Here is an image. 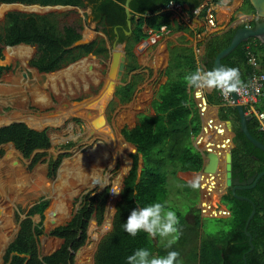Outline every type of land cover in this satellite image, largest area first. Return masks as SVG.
<instances>
[{
    "label": "trees",
    "instance_id": "16d2710c",
    "mask_svg": "<svg viewBox=\"0 0 264 264\" xmlns=\"http://www.w3.org/2000/svg\"><path fill=\"white\" fill-rule=\"evenodd\" d=\"M82 1L85 0H0V3L82 7ZM97 1L88 0L89 3H97ZM202 1L204 0H131L129 8L131 12L143 15L156 2L162 6L173 2L176 4L186 3L189 7H196ZM209 1L218 4L220 0ZM123 2L124 0H101L99 4L95 5L93 12L95 15L102 14L108 27L124 26ZM240 11L244 14H252L253 10L248 0H243ZM56 18L57 16L52 13L43 16L19 12L7 13L0 31V59L4 46L34 45L37 52L29 65L40 72L47 73L92 51L91 45L71 48V45L79 40V35L70 26L62 25L60 27ZM162 23H165V17L162 15L140 17L137 21L131 18L133 29L130 38L127 39L130 44L127 48L129 54L138 39L146 37L142 32L143 25L154 30L158 29ZM253 23L254 21H251L249 25L252 26ZM243 26L240 25L237 28ZM234 31L235 29H232L221 34L216 32L205 41L203 58L206 61L207 70H212L211 60L229 45ZM106 34L109 35L108 32ZM250 53L256 56L261 70L264 69V46L254 38L239 44L231 53L221 59L223 67L239 69L241 80L245 85L249 83L255 73L248 62ZM131 61L132 59H129L127 62V72L133 69ZM6 70V67L0 66V75ZM195 70L192 58L187 60V65L182 71L172 73L169 68L165 73L167 81L160 86L151 103L154 115H140L133 128L121 130L125 141L135 147L136 154L131 156L132 166L122 182L119 200L115 204L112 229L97 246L93 256L94 264H127V257L140 248L149 250L150 258L155 255L158 257L163 255L161 248H155L146 232L141 231L137 236L132 237L124 231L122 226L133 209L156 202L164 204L163 201L170 195L169 190L174 189L175 196L181 195L186 198L194 190L190 184L180 181L176 174L198 173L202 167V158L190 142V137L197 134L199 120L188 98L187 84L184 80L186 75ZM132 91L133 84L128 83L117 87L115 95L120 102L125 103L130 100ZM205 100L209 105L216 107L215 111L221 122L230 120L233 126L231 133L233 177L245 181L252 175L262 172L264 170V153L254 148L238 132V118L235 109L222 105L219 90L216 89L205 95ZM259 110L264 112V106ZM246 126L250 135L264 145V131L260 129L256 119L248 118ZM6 142H12L24 157H28L34 150L49 147L44 132L29 130L23 124H13L0 129V144ZM138 155L141 160L139 171ZM92 194L90 192L82 197L81 207L69 223L50 232L51 236L63 240V245L56 252L42 260L37 258L36 238L42 234V223L40 221L33 226L30 218H26L20 222L17 236L5 250L3 263L68 264L71 262V252L80 248L86 240L85 232L88 221L91 218L95 219L98 224L102 221L108 189ZM235 194L248 198L255 208V213L246 228L251 236L253 249L248 252L249 245L243 232L252 206L246 201L234 199L228 192L221 197L220 201L226 206L230 215L227 219H210L219 227H215V234H207L201 241L199 264H264V176L252 189L236 191ZM46 207L47 201H42L29 209L27 216L41 215ZM165 207L167 210H174L177 217H181L176 208L172 209L167 205ZM187 214L194 215L196 227L193 229L192 226L190 228L183 226L184 224L179 218L178 227L183 231V236L186 233L196 232L198 228L199 210L193 207ZM244 255L245 263L242 260Z\"/></svg>",
    "mask_w": 264,
    "mask_h": 264
},
{
    "label": "crops",
    "instance_id": "0c3cea01",
    "mask_svg": "<svg viewBox=\"0 0 264 264\" xmlns=\"http://www.w3.org/2000/svg\"><path fill=\"white\" fill-rule=\"evenodd\" d=\"M82 2H83L82 7L70 6V5L40 6L38 4L26 5V4H20V3H10V4L0 3V7L8 5V6H13V8L17 9V10H11V9H13V8H11V9L4 11L3 13H0V15H1L0 17L2 19V27L4 25L5 15L9 12H19V13H23V14H27V15L35 14V15H39V16H43V15H47V14L52 13V14H55L57 16L56 20H58L60 27L62 25L70 26L79 35V40L76 41L75 43H73L71 45V48L78 47V46H89V45H91L93 48L90 53L80 56L78 59H76L73 62L62 65L59 69H56L55 71L47 72V73L40 72L35 67H31L29 65V62H31V60L34 58V56L36 55V52H37V48L34 45L17 44L14 46H4L3 50L1 52L2 57H1L0 61L3 60V51L5 50V52H6V49H8V48H15L18 46H24V47H28L29 50H31L32 48L35 49V52H34L32 57L23 60V62H24L23 65L24 66L26 65V67H27L26 71H28L29 74L24 73L21 76V78L22 79L27 78L29 80L30 77L32 78L34 75L33 78L35 79L34 81H36V82L39 81V78L36 75H43L44 77H46L47 75L55 74L54 72L60 70L64 66H67V65L72 64V63L73 64L77 63V65H79V66L75 65L76 66L75 71L77 73L75 71H72V72L67 71L66 73H74L75 72L74 75H76V76H78L79 74H81V75L85 74V85H87V87H90L89 85L91 84L95 88H98V91L95 94L94 98L87 100L86 102L74 101V99H73L72 101H70L71 102L70 106L72 105L76 110H78V112L82 111V112H88V113H89V111L91 112V110H92L91 113L95 112V111H93L94 105H96L97 109L101 107L100 108L101 115L98 116L99 121H100L99 124H100V126H103L102 128H104V130L109 134V137L111 139H113L114 138L113 132H112L110 126L108 125L106 118H105V115H104L106 107H108L110 105L109 103L112 100L114 102H116L119 106L126 105V103H128V102H129L128 104L134 105L135 109H137L136 110L137 115L135 116V124H133L132 127H126V126L122 127L119 130V136H120L121 141L125 145H128L129 147H131L132 149L134 146L125 141V139L121 135V130L123 128H127V129L133 128L137 124V120H138V117L140 115H150V116L154 115L153 110L151 108V103L154 100L155 95L158 92L160 86L163 85L167 81V75L165 74L167 72V70L170 68L172 73L182 71L183 69H185V66L187 65V60L189 58H192L196 70L197 69H203V70L208 71L206 68V61L203 58V56H204V44L205 43L200 44L198 41L199 38L196 36L197 34H199L201 32V30L205 26L206 11L211 10L214 14V18H215V22H216V26H217L216 30L213 32L214 34L216 32H218V34H221V33L227 32L228 30L236 29L239 25H235V27L233 28L232 27L233 24L239 22L240 20H247L248 21L249 20L248 18H250V16L246 17V15L245 16L241 15L240 18H236V19L234 18L236 13L240 12L239 8H240V5L242 3V0H228L227 4H222L221 0L219 1L218 4H214V3L210 2L209 0H204L196 7H189V5L186 3H182V4L174 3V4L178 5V10H175V11H172L171 9L170 10L167 9V5L169 2L163 6L160 3L156 2L148 10H146V12L143 15L135 14V13L131 12V10L129 8V10H130V18H129L130 25L129 26L126 25V19H125V14H124V26L108 27L105 23L103 15L102 14L95 15L93 12L95 5L99 4L101 2V0H98L97 3H89L88 0H85ZM123 4H124V2H123ZM123 4H122V9H123ZM18 6L24 7V8H29V9H36L37 8L38 11H25V10H22L21 8H18ZM44 7H49V9H45ZM72 10H76L80 14L79 24L77 27L70 25V24H64L60 21L61 17L65 16L66 13L67 14L70 13V11H72ZM123 13H124V9H123ZM159 15H162L165 17V23H162L161 25H159L158 29H154V30H151L147 26L143 25L142 26V32L144 33V35H147V37L139 38L138 42L135 45H133L132 49L130 50V54H129V52L127 51V48H128V46H130V44H129L127 39L130 38V36L132 34V29H133L132 28L133 26L131 24V18H133L134 21H137L138 18H140V17L145 18V17H153V16H159ZM185 20H188V23H186ZM252 21H254V20H252ZM250 22L251 21H249L248 23H250ZM242 25H246V24L243 23ZM107 32L109 33L110 36L106 34ZM120 38H122V40H120ZM196 48L200 49L199 55L195 54ZM97 50H100L101 52L96 53L95 51H97ZM30 53H31V51H30ZM122 54L125 56L124 72H123L122 78L120 80V84H116L113 87V86L109 85V82L111 80H114L115 73H116V67L113 68V63L114 62L117 63ZM28 56H26V58ZM8 57H11V56H8ZM11 58H15V57H11ZM16 59H18V58H16ZM84 59H85V64L82 63V60H84ZM129 59H132L131 64L133 66V69L131 71L127 72L126 67H127V62L129 61ZM103 62H106V64L102 67V70L100 71V68H101L100 64ZM2 67H6L7 70L4 71L0 75V77L4 73H6L10 70L9 66H2ZM102 72H104V73H102ZM57 73H59V72H57ZM91 78H94L96 80V82L93 83V81H91ZM107 78H109V79H107ZM69 79L70 78H68L66 80L68 81ZM11 80H12L11 78L0 79V84L3 82L5 83L4 85H0V91L5 93V94H8V92H10V91L14 92L12 90L16 89L15 90L16 92L14 93L16 95H15L14 99L11 100V103H12V108L14 110H16L17 112L11 113L10 115H7L6 117H3L0 115V118H7V117L11 116L12 114H19L21 112L25 113L28 116H34V115L48 116V115H50V114L43 115L41 113L35 114L37 112V110H46V108L39 109L38 107H36V105L33 103V100H35V97H32L29 93V92H34V93L36 92V93L41 94L43 91H41L39 89H33L32 86L27 87V85H24L23 83L19 84L17 86V88H16V86H10L9 87V81H11ZM87 81H88V83H87ZM72 82H74V81H72ZM79 83L80 82H77L76 85L84 87V85H81ZM128 83L133 84V91H132L130 100L128 102L122 103V102H120L119 98L115 95V91H116L117 87L124 86ZM3 87H6V88H3ZM212 91H213V89H211V90H198L195 88H190L188 86L186 88L188 98H189L190 102L192 103V108L196 111V115H197L198 120H199V126L197 127L198 130L196 132L197 134L190 137V142H191V146L200 154V156L202 158V167L198 173H194V174H192V173H177L176 174V177L182 182H186L187 184H190V182H192L193 180L198 179L200 186L202 184L208 185V183H209L211 188L214 185V177L215 176L211 177V176H208V175L202 173V168L205 164V161L203 160V157H204L203 149L208 148L209 150H211L212 148H216V147H214L216 141H215V139L213 140V135L211 134L212 132L208 131L207 134L203 133V129H202L203 121L201 118V112L196 106V100L197 99L204 100L205 106H207L209 109H211L212 112L214 113V115L217 116L216 111H215L216 107L209 105L205 100V95L212 93ZM18 96H20V98H18ZM22 97L24 99H21ZM47 99L49 100L51 107H53L54 109L56 108L53 112V113H55L57 111L58 106H56V105L54 106V104H53V102H55L54 100L49 99V98H47ZM55 100L57 101V99H55ZM102 100L104 101L103 105L102 104L99 105L100 101H102ZM17 103H23L24 104L23 108H21V109L17 108L16 107ZM82 104H83V106H82ZM91 104H94V105H91ZM104 104H105V106H104ZM27 105H28V107H27ZM80 106H82V108ZM85 106H88V107L90 106V109L85 110ZM25 107H26V110H25ZM29 111H31V112H29ZM91 113H89V114H91ZM77 118L81 119V121L83 122L82 118H80L79 116ZM66 119H67V117L64 120L66 121ZM64 120H63V122H61L60 125L65 124ZM117 120L119 121V119H117ZM5 124H7V125H5ZM13 124H23L29 130H33L36 132H44L47 139H48L49 147L47 149L34 150L28 157H24L23 154L18 149L15 148V146L13 145L12 142H6L4 144H0V161L3 160V162H0V165L5 163V165L0 167V182H1V178H5L7 176V177H9V179H8L9 182L7 183V186L10 188L13 187L16 190L14 185L11 187L8 184H11V185H12V183L14 184V180L17 178V175H19V176L23 177L21 182L18 183V184H22L23 189L22 188L20 189V187L17 188V190L20 193H22L25 189L30 188V186L32 184L36 183L37 185H39V190L41 188V190L45 194L49 193L52 195V202H53L55 197L59 193V191L55 192L57 189V188L55 189V186L57 184V183H55V180H56L55 177H57V171H58V168L60 167L61 163L63 162V159L70 157V155L68 157H66L67 155H64L65 153L69 152L70 143H67V144L63 145L62 147H60L61 150H58L56 152L58 156L51 158L50 160L47 159L45 161V164L47 167L45 166L46 172L44 174V178L46 180L52 179V181L51 182L46 181L47 187H42V185L45 184L44 182L41 181V176L43 177V172H42L43 170H42L41 166L44 165V163H42L40 165H37V164L39 162H42L40 159L43 156V153L49 152L48 150L54 146L52 141H54L56 139V137L54 139H52V137L50 138L47 134L48 129L49 128H57L60 125H58L56 127L43 126V127L38 128V127H33V126L25 123L24 121H11L8 123H3L2 126L0 124V129L8 127V126L13 125ZM70 126H71V130H74L76 128V126H74L73 124H71ZM82 126H83V130H84L85 129L84 128L85 127L84 122H83V124H81V126L79 128H81ZM92 126H94V121L92 123ZM84 135H85V132H84ZM90 139L93 140L94 138H90V137L85 135V140H86L85 144H90V141H91ZM123 139H124V141H123ZM92 145L93 144H91V147H92ZM218 150L221 154V152H222L221 148H219ZM85 151H87V150H85ZM8 152L10 153L9 156L11 157L12 160H10V157L7 156ZM69 153H71V151ZM82 153L83 152H80L79 154H75V155L71 154V155L74 156L73 159H75V157H78ZM134 154H136V152L133 153V155ZM131 156H130V158H131ZM35 158H36V160H35ZM138 158H139L138 160H140V155H138ZM25 164H28V169L26 167L27 171L26 170L21 171V165H25ZM6 165L11 167V169L8 170L9 172L7 171ZM138 165H139L138 166V171H139L140 165H141V160H140V164H138ZM131 166H132V159H131V163H129V167H128L126 173H123V171L121 172V175L123 173V175H122L123 178H121V176H120V179L122 182H123V179L127 176ZM113 167H115V165ZM221 167H222V160L219 163L218 171ZM36 172L38 173V177H39L38 180H37V173ZM15 173H17V174H15ZM121 188H122V183H121ZM0 189L3 190L5 192V194L7 193V191L5 190V186H3L1 183H0ZM105 189L106 188H102L101 190L103 191ZM205 189H206V187H205ZM101 190H99L98 192L96 191V192H91V193H93V194L100 193V192H102ZM120 190H119V194H120ZM196 190H197L198 198L199 197L201 198L202 193H203L202 188L198 187V188H196ZM78 194L71 197L72 199L71 198L69 199V204H70V201H75ZM119 194H118V196L116 195V199H115L116 201L119 200ZM84 195L80 196L81 198H79L80 201H78V202H80V207L82 204V197ZM3 197H4V200L2 202V205L0 206V214L5 213L7 206H9L11 203V201L7 198L6 195ZM26 197H28L27 194H26ZM74 197H76V198L74 199ZM212 199L214 201H216V200L220 201L221 200V198H219V194L215 195L212 193V195H210L209 198L206 199V203H208V204L204 203L205 204V207H203L205 210V212H203L204 214H202L201 213L202 211L199 210L198 204H196L194 206L195 209L199 210V215L197 218L198 219V228H197L196 232L184 234L183 238L180 237L178 242L173 244L171 248L165 247L167 241L164 244L159 245V243L157 241V237L156 238L150 237V239L153 241V243L155 245V248L156 249L161 248V252L163 253V256H166L168 251H178L180 253V257H179L180 264H199V253H200L201 241L206 237L207 234L212 235V234H215V232H216V230H213V232L205 230L204 229V221L210 220V219H217V218L227 219L230 215V212L227 210L226 206L223 204H220L219 207H216V205L211 207L210 206L211 205L210 200H212ZM42 201H47V198H41L40 200H37L35 203H33V205H31L26 210L15 209L14 220L18 222L17 231H16V234L13 237V239L11 241H9L8 243L6 241L3 249L1 250L0 262L2 261V263H3V255L5 253V250L7 249L9 244L14 240V238L17 236V234L19 232V228H20L19 226H20L21 221H23L26 218H30L33 226H35L36 224H38L41 221V223H42L41 228H42L43 213L41 215L34 214L33 216H30V217L27 216L28 210L31 209L36 204L42 202ZM199 201H200V199H199ZM115 204H114V207H112L114 209H112V213H111V224H110L111 229H112L113 216L115 214ZM47 205H48V202H47ZM106 205H107V202L104 206L103 214H104V212L106 213V211H105ZM207 207L209 209L213 208L211 211H214V213L216 215H218V217H207L206 216L207 214L211 215L209 212H207ZM46 208H45V210H46ZM77 210L72 215H69L68 219L63 221L61 224L54 225L51 227L45 226L47 229L46 232H44V230L42 228V234L36 238V253H37V258L39 260H42L44 257L50 256L51 254L56 252L63 245V240L60 238L51 236L50 232L57 227L64 226L67 223H69L70 220L72 219V217L74 216V214L77 212ZM4 216L0 217L1 218L0 220H2L3 223L4 222L8 223L4 219V218L7 219V217H4ZM34 216L39 217V221L37 223L33 222ZM102 218H103V215H102ZM93 220H95V219L91 218L88 221L87 228H88V225L90 223H91L90 226L93 225L92 224L94 222ZM195 220L196 219H195L194 215H191V214H187L183 218H181V221L184 224L183 226H186L189 228L192 226L193 229L196 227V223H194ZM102 221L104 222L103 219H102ZM8 227H9V223L7 224V228ZM110 227H109V229H110ZM87 228H86V232H85L86 233V240H85L84 244L87 243V236L92 240L91 236L89 235L90 227L88 228V231H87ZM111 229H110V231H111ZM5 239H6V237H5ZM48 239H54V240L58 241V246L55 249L50 250L51 243H50V241H48ZM101 240H99L97 246L99 245ZM38 242H39V246H38ZM83 245L80 248H82ZM89 247L91 248V253L93 254L94 244L91 246L89 245ZM89 247L85 246V248H89ZM41 248H42V251L44 252L42 254L39 253ZM80 248H78L74 252H71L72 261L73 260L75 261L76 253L79 250L83 249V248L82 249H80ZM96 249H97V247L95 248V251H96ZM95 251H94V253H95ZM93 256H94V254H93ZM156 257H158V256H156ZM72 261L69 262L68 264L73 263ZM6 264H8V263H6ZM74 264H76V261L74 262ZM93 264H94V262H93Z\"/></svg>",
    "mask_w": 264,
    "mask_h": 264
},
{
    "label": "rangeland",
    "instance_id": "374dc122",
    "mask_svg": "<svg viewBox=\"0 0 264 264\" xmlns=\"http://www.w3.org/2000/svg\"><path fill=\"white\" fill-rule=\"evenodd\" d=\"M241 6H242V3L240 5L239 11L241 10ZM11 8H13V6H8V5L1 6L0 7V13H3L4 11L11 9ZM18 8H21L22 10H25V11H38L37 8L36 9H29V8H24V7H19V6H18ZM11 10H17V9L13 8ZM241 15L245 16L247 14H244L243 12L240 11V12L236 13L234 18L235 19L240 18ZM248 15H250V14H248ZM79 16H80V14L78 13V11L72 10V11H70V13H68V14L66 13L65 16L61 17L60 21L64 24H70V25L77 27L79 24ZM252 20H254V19H252ZM252 20H250V21H252ZM248 22L249 21H247V20H240L239 22L233 24V28L235 27V25L240 26L243 23L247 24ZM1 29H2V19L0 17V30ZM30 51H31V53H30ZM34 52H35V49L32 48L31 50H29L28 47H24V46H18L15 48H8V49H6V52L4 50L3 51V60L0 61V65L1 66H9L10 70L8 72L4 73L0 77V79L11 78L12 80L9 81V87L10 86H16V88H17V86L19 84L23 83L24 85H27V87L32 86L33 89H39V90L43 91L41 94L36 93V92L35 93L29 92L32 97H35V100H33V103L36 105V107H38L39 109L46 108V110H37V112L35 114L41 113L43 115H48V114L53 115V114L59 113V112L63 113V112H65L66 107H68V106L73 107V106H70V104H71L70 101H72L73 99H74V101L86 102L87 100H90V99L95 97V94L97 93L98 88H95L91 84L89 85L90 87H87V85H85V74L84 75L79 74L78 76L74 75V73L76 72L75 67L79 66V65H77V63H75V64L72 63V64H69L67 66H64L60 70L54 72L55 74H50V75H57L56 77H59V79L53 84V86H50L49 84L46 83V77H48L50 75H47L46 77H44L43 75H36L39 78V81H37V82L34 81L35 79L33 77L32 78L30 77L29 80L27 78L22 79L21 76L24 73L29 74V72L26 71V69H27L26 65L25 66L23 65V63H24L23 60L32 57ZM7 55L11 56V57H15V58L8 57ZM26 56H28V57L26 58ZM16 58H18V59H16ZM82 63L85 64V59L82 60ZM105 64H106V62H103L100 64L101 65L100 71L102 70V67ZM67 71H69V72L75 71V72L74 73H66ZM57 72H59V73H57ZM102 73H104V72H102ZM68 78H70V79L67 81L66 79H68ZM72 81H74V82H72ZM91 81H93V83L96 82V80L94 78H91ZM77 82H80L79 84L84 85V87L76 85ZM87 83H88V81H87ZM4 84L5 83L3 82L0 85H4ZM3 88H6V87H3ZM15 90L16 89L12 90L14 92H11V91L8 92V94H5V93L0 91V110H1L0 115L3 117H6L7 115H10L11 113L17 112L16 110H14L12 108V103H11V100L14 99V97L16 95V94H14L16 92ZM18 98H20V96H18ZM47 98L54 100L55 101V102H53L54 106L55 105L58 106L57 111L55 113H53V112L56 108L54 109L53 107H51V104ZM21 99H24V98L22 97ZM39 99H42L44 103H42V104L39 103V101H38ZM55 99H57L58 102ZM128 103H126V105L119 106L116 102H114L112 100L109 103L110 105L108 104L109 106L106 107V110L104 112L106 121H107L108 125L110 126V128L113 132V136H114L113 139L120 140V142L122 143V147H124L125 154L123 156H121L120 158H119V156L117 157V159L114 162L115 167H113L114 166L113 165L112 168H106L101 172V183L100 184L94 185L92 187H86L84 190L80 191L79 194L77 193L78 194L77 198L74 197V199L76 198L75 201H70V204L68 207V216L72 215L77 209H79L80 202H78V201H80V199H79V198H81L80 196H82L84 194L86 195L87 193H90V192H96V191L98 192L102 188L108 189V198L106 201L107 205H106L105 211L107 210V206L110 204L111 213H112V209H114L112 207H114V204L117 202L115 200L116 195L118 196L119 190L121 189L122 181L120 179V176H121V178H123L122 177L123 173H126L128 167H129V163H131L130 156L133 155L132 148L129 147L128 145H125L121 141L120 136H119V130L122 127H125V126L126 127H132V125L135 124V116L137 115L136 114L137 109H135L134 105L128 104ZM23 105H24L23 103H17L16 107L21 109V108H23ZM104 106H105V104H104ZM27 107H28V105H27ZM25 110H26V107H25ZM29 112H31V111H29ZM50 115L43 116V117H50ZM35 116H37V115L28 116L25 113L21 112L19 114H12L11 116H9L7 118H0V119L7 120L11 117L12 118L14 117L15 119L11 120V121H20V120L24 121L23 120L24 117L34 118ZM96 116H97V114H95V117ZM37 117H39V116H37ZM16 118H18V119H16ZM117 119H119V121ZM24 122L25 123L30 122V120L27 119ZM64 123H65L64 125L63 124L62 125L59 124L60 126L57 125L58 126L57 128H49L47 131V134L50 138L52 137V139H54L56 137V139L54 141H52L54 146L48 150L49 152L43 153V156L40 159L42 162H39L37 164V165H40V164L44 163V165L41 166L42 170H43L42 171L43 177L41 176V181L45 183L44 185H42V187H47L46 181H49V182L52 181V179L46 180L44 178V174L46 172L45 171V166H46L45 161L47 159L50 160L51 158L58 156L56 152L58 150H61L60 147H62L63 145H65L67 143H70L69 152L71 151V153L68 152V153L64 154V155H67L66 157H68L69 155H70V157L63 159V162H65L69 166L74 165V161H76L81 156H83L84 153L86 154L85 150H88L91 147V143L85 144L86 140H85V135H84L85 131L83 130V126L81 128H79L81 126V124H83L81 119L77 118L74 115H71V116L68 115L67 119ZM71 124L76 126V128L74 130L70 131L68 128ZM31 126L34 127L35 125L32 124ZM45 126H50V125H45ZM203 133L207 134V131L203 132ZM103 135H106V134H103ZM107 137L109 138V136H107ZM113 139H108V140L110 143H112ZM80 152H83V153L79 156L77 155L78 157H75V159H73L74 156H72L71 154L75 155V154H79ZM0 162H3V160H1ZM138 164H140V160H138ZM3 165H5V163L1 164L0 167H2ZM6 166H7V170L11 169L10 166H8V165H6ZM26 167L28 169V164L21 165V171H24V170L27 171ZM59 168H58V170H59ZM122 171H123V173L121 175ZM8 179H9V177H7V176L5 178H1V184L3 186H5V190L7 191V193L5 194V192H4L3 194H1L2 197H0V200H1L0 206L2 205V202L4 200L3 196H5V195L11 201L10 205L7 206V208H6V212L0 214V217L5 215L4 217H7V219L6 218H4V219L9 223V227L4 232L3 231L1 232L6 237L5 242L7 241V243H8L9 241H11L13 239V237L15 236L16 231H17L18 222L14 220L15 209L26 210L31 205H33V203H35L37 200H40L41 198H47V202H48L47 208L43 212V220H42V222H43L42 228H43L44 232H46L47 229L45 227L44 216H45V213L47 212V210L49 209V207L51 205L50 203L52 202V195L49 193L45 194L41 190V188L39 190V185H37L36 183L32 184L30 186V188H27L22 193H20L17 190V188L20 187V184H18V183L21 182L23 177L17 175V178H16L17 184H13V183H12V185L8 184L11 187L14 185L16 190L13 187L10 188L7 186V183L9 182ZM38 179H39V177L37 174V180ZM105 182L107 184H105ZM210 187L211 186L208 183L206 188H208L207 192L209 193V196L212 195V191H210ZM21 188H22V186L20 187V189ZM173 190L174 189H171L168 191V193L170 195L163 201V203L165 205H167L169 208H172V209L176 208L181 215V217H178V218H183L185 215H187V212L190 211V209H192L196 204H198L199 210H201L202 205L204 203L208 204V203H206V199H208L209 196L205 195V197H204V192L202 193V197L198 198L197 190L195 189L186 198V197H182L181 195L175 196ZM26 194L28 197H26ZM199 199H200V201H199ZM205 204L203 205V207H205ZM210 204H211L210 205L211 207H213L215 205H216V207H219L221 204V201H219V200L214 201L212 199V200H210ZM212 209H209L207 207V212H209L211 215L215 214L214 211H211ZM172 211H174V210H172ZM201 213L204 214L203 212H201ZM102 219L107 221L106 225L104 224L103 221L100 224H97L95 222V220H93L94 221L92 223L93 225L90 226L91 223L88 225V228L90 227L89 235L91 236L92 240L87 236V243L83 245V247H82L83 249L80 248L83 251L86 250V253L88 254L87 260L85 262H82L81 264H93V254H94L95 248L97 247L99 240H101L107 233L110 232L111 217L105 218V212H104ZM38 221H39V217L34 216L33 222L37 223ZM8 223H6V224H8ZM109 227H110V229H109ZM215 227H219V225L214 224L210 220L204 221V229L205 230L213 232V230H216ZM88 228H87V231H88ZM180 237L183 238V231L182 230H181ZM48 241H50V243H51L50 250L55 249L58 246V241H56L54 239H48ZM157 241H158L159 245H162L167 240H161V238L157 237ZM93 244H94V249H93V254H92L91 248L89 247V245L91 246ZM38 246H39V242H38ZM85 246H87L89 248H85ZM39 253L40 254L44 253L42 251V248L40 249ZM75 261H76V264H80V263H77L76 258H75ZM75 261L73 260L72 261L73 263H71V264H74ZM0 264H3L2 261L0 262Z\"/></svg>",
    "mask_w": 264,
    "mask_h": 264
},
{
    "label": "bare ground",
    "instance_id": "6f19581e",
    "mask_svg": "<svg viewBox=\"0 0 264 264\" xmlns=\"http://www.w3.org/2000/svg\"><path fill=\"white\" fill-rule=\"evenodd\" d=\"M169 4H174V3L169 2L168 5ZM168 5H167V9H168ZM213 34L214 33L206 36L202 43H205V41ZM56 76L57 75H50L46 77L47 79L46 83L49 84L50 86H53V84L59 79V77H56ZM103 100L100 101L99 105L100 104L103 105V102H104ZM38 101L41 104L44 103L42 99H39ZM199 103H201V101ZM91 105H94V104H91ZM82 106L80 107L82 108ZM93 108H94L93 111L95 112L91 113L92 110L91 112L89 111V113L91 114H89L88 112H82V111L78 112V110H76L74 107L68 106L66 107L65 112L55 113L53 115H50V117L35 116L34 118H27V117L23 118L24 121H26L27 119L30 120V122H26L27 124L29 125L34 124L35 125L34 127L39 128L45 125L56 127L57 125L61 124V122H63V120L68 115L70 116L74 115L77 117L79 116L80 118H82L83 122L85 123V129H84L85 135L90 138H94L93 140L90 141V143L93 144L92 147L86 151V154L84 153L83 156H81L79 159L74 161V165L69 166L65 162H62V164L60 165V168L57 172V177H55L56 178L55 183H57L55 186V189L57 188L55 192L59 191V193L55 197L54 201L51 203L49 209L47 210L44 216L45 226L47 227L58 225L62 223L63 221L67 220L69 199L73 197L74 195H76L77 193H79L80 191L84 190L86 187H92L94 185L100 184L102 170L106 168H112L117 157L119 156L120 158L121 156L125 154L124 147H122V143L120 142V140L113 139L112 143H110L108 139H111V138L107 137L109 136V134L104 130V128H102L103 126H100L99 124L100 121H99L98 116L101 115V112H100L101 107L97 109L96 105H94ZM89 109H90V106L89 107L85 106V110H89ZM95 114H97L96 117H95ZM14 119H15L14 117L13 118L11 117L7 120L0 119V124L2 126L3 123L11 122V120H14ZM93 121H94V126H92ZM212 126L213 124L210 125L211 128ZM69 129L71 130V126H69ZM103 134H106L107 136ZM223 141L225 142L224 138H223ZM227 146H228L227 142H225V146L221 145L222 150L224 148L226 149ZM9 155L10 153H7V156ZM10 160H12L11 157H10ZM221 174H222V169L220 168L218 171V174L215 176L213 187L212 188L210 187V191H212V193L215 195L220 194L223 188L221 186L222 184ZM14 184H17L16 179L14 180ZM204 185L205 184H202L201 187H203ZM21 186L22 184H20V187ZM3 193L4 191L0 189V197H2L1 194ZM106 217H111L110 204L107 206L105 218ZM104 224L105 225L107 224L106 220H104ZM6 229H7V224L5 222L3 223V221L0 220V253L6 243L5 236L1 234V231L2 230L4 231ZM75 256L77 259V263L81 264L82 262H85L87 260L88 254L86 253V250L85 251L80 250L76 253Z\"/></svg>",
    "mask_w": 264,
    "mask_h": 264
},
{
    "label": "water",
    "instance_id": "95a60500",
    "mask_svg": "<svg viewBox=\"0 0 264 264\" xmlns=\"http://www.w3.org/2000/svg\"><path fill=\"white\" fill-rule=\"evenodd\" d=\"M130 2H131V0H125L124 4H123V9H124V14H125L127 26L130 25V20H129V18H130L129 3ZM248 2L250 4L253 12L250 15H246V17L250 16V18H248L249 19L248 21L254 19L253 25L250 26L248 23L247 25H244L243 27L235 29L229 45L226 48H224L223 50H221L219 53H217L216 56L211 60L213 70L220 68V67H223L221 65V59L226 57L239 44L246 42L248 39H251V38L257 39L264 46V0H248ZM44 8L49 9V7H44ZM115 67H116V73H115L114 80H111L109 82V85L113 86V87L116 84H120V80H121L123 72H124L125 56L123 54L120 56L119 61L117 63H115V62L113 63V68H115ZM263 84H264V82H263ZM229 95H230V98L233 102V108L235 109L236 115L238 118V132H240L244 136V138L254 148H256V149H258L264 153V145H262L256 139H254L247 130L246 122L248 120V117L244 115L243 107L241 104L238 103L239 99H238L236 92L230 93ZM216 119L218 120L217 116H216ZM219 122H221V121H219ZM222 123H223L225 130H226V133H227L229 145L227 146L226 150H223L221 152V154L218 150L219 149V143L217 144V142H216L217 148H212L211 150H204L203 149V155H204L203 160L205 161V164L202 168V173H204L208 176H211V177L216 176L218 174L219 163L222 160V167H221V169H222V174H221L222 184H221V186L223 188H222L221 193L219 194V198H221L226 193V190H228L234 199H236L238 201H246L252 206L251 212L245 221L244 230H243L245 236L247 237V242L249 245V251L248 252H250L253 249V245L251 243V236L247 232L246 228H247L249 221L251 220V218L253 217V215L255 213V208H254L252 202L248 198L243 197V196H238L235 194V192L241 191V190L252 189L256 185L258 180L264 176V170L260 173H256V174L252 175L251 177H249L245 181H240L238 178L233 177L232 166H231V150L233 148L231 133L233 131V126H232L230 120H226ZM123 141H124V139H123ZM132 152L133 153L136 152V149L134 147L132 149ZM214 179H215V177H214ZM206 186H204V187L199 186V187L202 188L203 192L208 193L207 188L205 189ZM206 216L207 217H218V215H216V214L215 215L214 214H212V215L207 214ZM242 260L245 263V255L242 257Z\"/></svg>",
    "mask_w": 264,
    "mask_h": 264
},
{
    "label": "clouds",
    "instance_id": "9594fccd",
    "mask_svg": "<svg viewBox=\"0 0 264 264\" xmlns=\"http://www.w3.org/2000/svg\"><path fill=\"white\" fill-rule=\"evenodd\" d=\"M228 0H221L227 4ZM185 83L190 88L198 90H219L225 97L230 93L240 92L246 85L241 80L240 71L234 67H220L214 70L197 69L184 77ZM105 184H107L105 182ZM104 184V185H105ZM103 185V186H104ZM199 180L190 182V187L198 188ZM179 218L172 210H167L165 205L159 202L145 207L133 209L123 224L124 231L132 237L141 231L146 232L152 238L159 237L167 240L166 248H171L178 242L181 230ZM149 250L140 248L127 257V264H180L178 251H168L166 256L151 257Z\"/></svg>",
    "mask_w": 264,
    "mask_h": 264
},
{
    "label": "built area",
    "instance_id": "2783aa9c",
    "mask_svg": "<svg viewBox=\"0 0 264 264\" xmlns=\"http://www.w3.org/2000/svg\"><path fill=\"white\" fill-rule=\"evenodd\" d=\"M168 9H171L172 11L178 10V5L169 4ZM185 22L188 23V20H185ZM216 28L217 26L214 14L211 10H207L205 15V26L197 35V37L199 38V43L201 44L204 38L209 34H212L216 30ZM195 54H200L199 48L195 49ZM248 62L255 70V73H253L249 83L246 84V87L242 88L240 92H236L239 99L238 103L242 105L244 115L248 118L254 117L260 129L264 131V112L259 110V108L264 106V69L261 70L260 64L258 63V60L253 53L248 54ZM219 95L223 106H233V102L230 98V95L228 97H225L220 91ZM200 101L201 103H199ZM196 106L201 112V118L203 121V132H212L211 134L213 135V140L215 139L217 144L219 143V148H221V145L225 146V142H227V145H229V140L223 123L219 122L220 120L218 119V121L216 119V116L214 115L212 110L205 106L204 100L197 99ZM211 124H213L212 128L210 127ZM223 138L225 139V142L223 141ZM214 147L217 148L216 143ZM204 150L209 149L205 148ZM223 150L226 149L224 148ZM205 195L209 196L208 193L204 192V197ZM201 211L205 212L203 206L201 208Z\"/></svg>",
    "mask_w": 264,
    "mask_h": 264
},
{
    "label": "flooded vegetation",
    "instance_id": "af4514ba",
    "mask_svg": "<svg viewBox=\"0 0 264 264\" xmlns=\"http://www.w3.org/2000/svg\"><path fill=\"white\" fill-rule=\"evenodd\" d=\"M242 3H243V0H242ZM246 25H247V24H246ZM228 192H229V191H228V190H226V193H228ZM226 193H225V194H226ZM225 194H224V195H225Z\"/></svg>",
    "mask_w": 264,
    "mask_h": 264
}]
</instances>
